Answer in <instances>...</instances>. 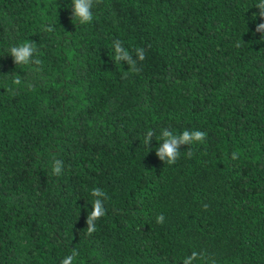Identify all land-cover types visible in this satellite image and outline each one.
Wrapping results in <instances>:
<instances>
[{
	"label": "trees",
	"instance_id": "1",
	"mask_svg": "<svg viewBox=\"0 0 264 264\" xmlns=\"http://www.w3.org/2000/svg\"><path fill=\"white\" fill-rule=\"evenodd\" d=\"M261 2L0 0V264H264Z\"/></svg>",
	"mask_w": 264,
	"mask_h": 264
},
{
	"label": "clouds",
	"instance_id": "2",
	"mask_svg": "<svg viewBox=\"0 0 264 264\" xmlns=\"http://www.w3.org/2000/svg\"><path fill=\"white\" fill-rule=\"evenodd\" d=\"M75 3V17L79 19V22L81 24L90 23L93 19V13L91 12L92 7V0H74ZM257 7L260 9V15L264 17V0L260 4L257 5ZM52 31V30H48ZM256 31L258 32H264V24H259L257 26ZM11 54L15 57V61L17 64H23L28 65L30 61V57L32 56L33 52L35 51V48L31 44H22L20 46H15L10 49ZM115 51L117 55L115 56V60L119 62L120 60H127L130 67L135 69L136 61L132 59V55L129 53L128 50H125L121 47L120 42H116V48ZM136 53L139 57L140 61H143L145 59V52L143 48H137ZM36 64H39L40 61L36 60ZM138 70V69H137ZM16 83H19V81H16ZM153 135L152 131L148 132V137L145 138L144 143L148 145V142ZM163 139L162 146L158 149L157 154L160 156L162 160L167 158L166 162L168 164H174L179 157L180 153L178 151L179 145L182 143H195L197 141L203 142L206 138V133L203 131H193L188 132L187 130L183 131L180 135H174L172 132L168 130L163 131V135L161 137ZM188 155L191 156L192 152L191 150L188 152ZM233 159H237V153L233 152L232 154ZM63 165L61 163V160L56 159L54 161L53 166V174L59 175L61 174V169ZM106 194L103 193L100 189H94L92 191V196H105ZM105 213V209L103 207V203L101 200L95 199L93 204V210L89 214L88 217V234H92L96 231V221L101 218ZM164 222V216L163 214L159 215L157 217V223H163ZM78 255L77 252L73 251V253L69 256H67L63 261L62 264H73L74 258ZM201 254L193 252L191 257H187L185 264H187V261L190 259H195Z\"/></svg>",
	"mask_w": 264,
	"mask_h": 264
}]
</instances>
